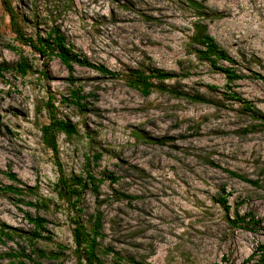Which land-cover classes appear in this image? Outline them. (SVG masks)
Instances as JSON below:
<instances>
[{"label": "rangeland", "instance_id": "374dc122", "mask_svg": "<svg viewBox=\"0 0 264 264\" xmlns=\"http://www.w3.org/2000/svg\"><path fill=\"white\" fill-rule=\"evenodd\" d=\"M5 3L27 35L59 27L74 52L110 73L40 57L16 39ZM198 23L234 59L217 65L240 79L197 58ZM21 55L24 74L15 70ZM151 68L171 73L154 81L179 94H142L132 71ZM262 77L264 0H0V222L12 228L0 239V264H87L73 229L89 232L97 211L104 264L248 258L264 243ZM51 114L77 129L57 133L56 151L42 137ZM88 173L101 179L98 195ZM26 215L46 219L41 237ZM20 249L25 257L3 256Z\"/></svg>", "mask_w": 264, "mask_h": 264}, {"label": "trees", "instance_id": "16d2710c", "mask_svg": "<svg viewBox=\"0 0 264 264\" xmlns=\"http://www.w3.org/2000/svg\"><path fill=\"white\" fill-rule=\"evenodd\" d=\"M6 2V1H5ZM198 7L200 5L194 1ZM5 8L9 14L10 22L13 25L14 31L16 33V39L23 45L29 46L33 51H35L40 57L55 55L59 61L69 70H73V64H79L84 66H89L102 73H110V71L104 67L103 65H95L91 63L86 57H82L76 52H74L72 45L67 41L66 36L60 30L59 27H52L50 31L47 33L46 37L43 38L41 36H37L33 38L32 36L27 35L21 29L17 17L13 12L12 8L9 7L7 3H5ZM192 40L198 45L196 48V56L199 59H203L208 61L213 67L222 71L229 81H233L235 79H240L241 75H239L232 67L229 66H220L217 65L218 60H224L229 63H234V59H232L227 51L222 48L215 38L210 35L206 31V26L198 23L196 25L195 34L192 37ZM29 68V63L24 56H20L19 61L15 64V70L21 74H24L26 70ZM132 82L135 86L139 89V91L144 94L148 95L152 90L159 89L164 92L172 93V94H179L174 89L166 87L163 83H157L154 79L164 80L172 77L173 75L169 72H166L162 69L151 68L149 71L143 72L141 70L132 71ZM264 79V77H262ZM72 100H74V104L78 106H82L80 104V95L77 92H72ZM235 99L241 102L244 106L248 109H252V105L249 101L242 98L236 92H233L232 95ZM195 100H202L201 97L195 96ZM260 119L264 121V115H259ZM64 133L68 136L76 134L77 129L76 127L69 121H64L58 119L51 114L49 118V123L42 127V137L43 140L54 150L56 151V142L55 138L57 133ZM100 155H96V158H99ZM227 172L233 176H236L243 181L253 183L256 182L253 180H249L242 175H238L237 173L227 170ZM9 177L15 179L14 174H9ZM87 184H90L91 190L98 195L99 193V183L101 179H96L91 174H87ZM110 178L111 181H116V178L113 175L107 176ZM87 184L85 186H87ZM4 190H11L14 189L10 186L2 187ZM226 197L220 198V203H222L226 210H228L229 206L227 205ZM28 221H30L34 225V229L32 232V237L38 238L41 237V232L45 230L44 224L46 223V219L41 216H30L26 215ZM93 225L89 232L85 231L82 225H76L73 229V241L76 246V249L83 248L85 251V260L87 264H104L97 255V247L99 245L98 237L101 235V214L97 211L93 216ZM238 220H244L241 217H236L232 219V221L236 222ZM251 224H259V220L255 219L254 215L250 216L248 220ZM11 227L6 225L3 222H0V239L2 236L6 238L12 237ZM38 256H44L41 250H38ZM3 256H7L10 258H18L19 256L25 257L24 250L20 249L19 251H14L13 253H4ZM28 258L30 255H27ZM18 264H26L23 260L17 261ZM217 264V263H216ZM230 264V263H225ZM238 264H264V243L258 245L251 255L244 259L242 262Z\"/></svg>", "mask_w": 264, "mask_h": 264}]
</instances>
